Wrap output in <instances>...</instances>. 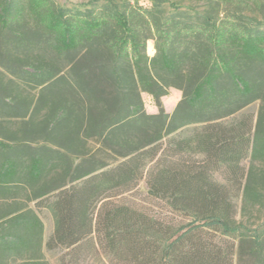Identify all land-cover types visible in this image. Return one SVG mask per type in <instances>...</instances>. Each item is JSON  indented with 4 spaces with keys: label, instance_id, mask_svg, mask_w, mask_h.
Returning <instances> with one entry per match:
<instances>
[{
    "label": "trees",
    "instance_id": "trees-1",
    "mask_svg": "<svg viewBox=\"0 0 264 264\" xmlns=\"http://www.w3.org/2000/svg\"><path fill=\"white\" fill-rule=\"evenodd\" d=\"M149 1L0 0V66L53 96L41 144L0 141V199L33 204L0 217V264H48L44 248L60 264H263L264 232L234 218L237 198L263 197L241 163L264 162V111L236 115L264 100V21L243 14L264 2L165 16ZM143 179L138 205L126 195Z\"/></svg>",
    "mask_w": 264,
    "mask_h": 264
},
{
    "label": "rangeland",
    "instance_id": "rangeland-1",
    "mask_svg": "<svg viewBox=\"0 0 264 264\" xmlns=\"http://www.w3.org/2000/svg\"><path fill=\"white\" fill-rule=\"evenodd\" d=\"M94 0H54L56 4L62 7L70 8H85ZM124 2L126 0H114ZM132 5L150 7L149 0H128ZM162 7L165 10V16L175 12H187L188 14H204L206 12L217 11H234L231 3L225 4L219 0H161ZM264 2V0H259ZM220 4V5H218ZM243 14L255 21H264V6L254 5L252 3L243 7ZM148 56L152 57L155 54L154 42L148 43ZM35 58L46 63L53 62L51 54L48 52H35ZM182 93L176 89H171L168 96L163 98L162 103L164 109L168 113H172L181 99ZM146 112L153 114L158 112L153 99L146 93L142 94ZM53 101V96L49 90L35 89L32 85H25L13 76L8 74L0 66V141L7 143L26 142L41 144L48 134L43 130L44 123L49 117L50 109ZM264 111V100H258L247 106L236 118L248 116L256 122L259 113ZM83 137V136H82ZM84 138V137H83ZM89 148L95 150L97 146L94 143L89 144ZM245 167L246 172L252 171V184L262 194L260 203H244L242 197L235 200L236 216L234 221L236 224L243 225L248 231L259 230L264 232V162H251L249 159L241 163ZM229 174L227 173V176ZM218 181L226 182L224 176L219 173L215 175ZM147 194V187L143 179L134 196L126 195V198L135 202L138 205L143 203ZM33 207V204L27 202L24 194H19L16 199L2 200L0 199V217L9 211L18 207L24 206ZM44 223V242L48 239L53 230V218L48 211H43L41 214ZM61 251H48L44 248V260L48 264H60L59 257ZM264 264V257L262 258ZM17 264H22L19 261Z\"/></svg>",
    "mask_w": 264,
    "mask_h": 264
},
{
    "label": "crops",
    "instance_id": "crops-1",
    "mask_svg": "<svg viewBox=\"0 0 264 264\" xmlns=\"http://www.w3.org/2000/svg\"><path fill=\"white\" fill-rule=\"evenodd\" d=\"M179 91V90H178ZM181 92V91H180ZM163 98H165V97H163ZM181 98H182V95H181ZM163 100V99H162ZM181 100V99H180ZM157 113V112H156ZM155 112L153 113V114H156ZM168 113V112H167Z\"/></svg>",
    "mask_w": 264,
    "mask_h": 264
}]
</instances>
